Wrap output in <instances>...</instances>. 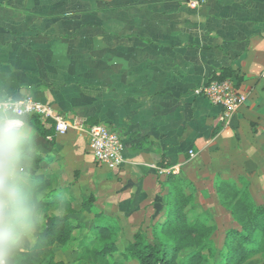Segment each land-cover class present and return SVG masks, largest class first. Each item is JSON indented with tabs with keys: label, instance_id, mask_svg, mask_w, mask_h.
Listing matches in <instances>:
<instances>
[{
	"label": "crops",
	"instance_id": "1",
	"mask_svg": "<svg viewBox=\"0 0 264 264\" xmlns=\"http://www.w3.org/2000/svg\"><path fill=\"white\" fill-rule=\"evenodd\" d=\"M223 72L248 95L227 126L219 107L194 94ZM263 72L264 0H205L195 9L183 0H0V98L31 97L73 125L48 141L20 119L30 176L56 184L51 214L69 210L82 224L69 244H54V260L88 264L80 246L98 225L118 226L123 250L165 218L177 184L212 213L218 177L264 190ZM98 123L123 142L116 169L89 151L86 128Z\"/></svg>",
	"mask_w": 264,
	"mask_h": 264
},
{
	"label": "trees",
	"instance_id": "2",
	"mask_svg": "<svg viewBox=\"0 0 264 264\" xmlns=\"http://www.w3.org/2000/svg\"><path fill=\"white\" fill-rule=\"evenodd\" d=\"M231 73L223 72L214 79H227ZM24 123L36 130L44 138L54 133L53 125L47 129L42 121L33 115L19 117ZM173 175H170V178ZM31 180L35 186L38 199L43 212V217L48 219L45 227L44 236L39 237L36 234V243L27 251H21L18 254L15 264H62L53 258L54 244L67 245L74 238V233L82 228V224L71 218L72 211L62 215L51 214V209L56 205L60 198L55 191L49 188L50 179L34 178ZM215 190L220 198H230L233 203H228L231 215L240 226V230H232L226 236L225 248L220 254L222 259L219 262H208L209 264H242L247 254L255 253L260 249V244L264 239V209L256 206L252 198L245 190H240L232 179H216ZM46 190H49L46 193ZM184 186H175L171 188L165 202L166 212L170 214L171 219L158 223L156 226L166 228L168 226L176 228L179 222L180 235L174 239L180 244L168 247L157 231L154 229L151 236L144 229H139L131 241L125 244L123 250L117 246L118 238L115 234V228L112 225L96 226L93 237L87 243L80 246L78 258L88 264H118L119 261L111 258L114 252H120L119 255L124 260L135 261L137 264H173L172 260L176 251L182 246L193 247L196 243L204 240V235L208 228L200 223L196 218L191 224L185 223V215L178 214L179 206H182L189 199ZM92 197L87 200L85 205L92 201ZM44 221V220H43ZM42 221V225L44 222ZM47 222V221H46ZM44 228V226L42 227ZM177 232V231H176ZM112 240H102V239ZM114 238V239H113ZM200 240V241H199ZM197 241V242H196ZM204 247V246H202ZM171 249V250H169ZM187 264H201L202 259L198 254H187ZM206 263V264H208ZM261 264H264L261 263Z\"/></svg>",
	"mask_w": 264,
	"mask_h": 264
},
{
	"label": "clouds",
	"instance_id": "3",
	"mask_svg": "<svg viewBox=\"0 0 264 264\" xmlns=\"http://www.w3.org/2000/svg\"><path fill=\"white\" fill-rule=\"evenodd\" d=\"M31 150L27 130L12 118H0V264H15L24 242L42 228Z\"/></svg>",
	"mask_w": 264,
	"mask_h": 264
},
{
	"label": "built area",
	"instance_id": "4",
	"mask_svg": "<svg viewBox=\"0 0 264 264\" xmlns=\"http://www.w3.org/2000/svg\"><path fill=\"white\" fill-rule=\"evenodd\" d=\"M162 1V0H157ZM192 9L201 6L205 0H183ZM264 76V72L262 74ZM194 94L204 97L210 104L220 108L219 121L223 125H230L234 115L245 104L247 93L240 91L232 79H211L194 90ZM33 115L42 122H50L54 133L62 135L73 128V125L62 115L54 112L52 107L43 104L31 97L18 99L0 98V118H12L21 124L20 116ZM88 148L94 161L100 165L116 169L123 164V142L120 135L102 123L91 124L86 128ZM46 140H52V135H47ZM190 157L194 156L192 150ZM161 172L162 169H159Z\"/></svg>",
	"mask_w": 264,
	"mask_h": 264
},
{
	"label": "rangeland",
	"instance_id": "5",
	"mask_svg": "<svg viewBox=\"0 0 264 264\" xmlns=\"http://www.w3.org/2000/svg\"><path fill=\"white\" fill-rule=\"evenodd\" d=\"M219 179H223L218 177ZM227 179H232L235 183L236 186L240 190H245L247 194L252 198V200L255 202L256 206H260L264 209V190L260 189V183H257L255 185V189L251 190L249 187V183L244 177H234V178H227ZM50 179V184L49 188H52L56 186L51 183ZM55 180V179H54ZM217 182V181H216ZM262 184V183H261ZM49 190H46V193H48ZM55 191V189H53ZM186 194H188L190 197L188 201H186L185 204L182 206H179L181 209L178 211V214H184L185 215V223L187 225L191 224L193 221L196 220V218L200 219V223L207 227V233L204 235V240L201 243H196L193 247L189 246H182L179 251H176L172 260L173 264H187V254L191 252V254H198L202 259L201 264H206L208 262H219V260L222 259L221 253L222 250L225 248V241H226V236H228L229 232L232 230H240L239 224L236 222V220L233 218L231 215V212L228 207V203H233V200L230 198H220L215 190L214 187V192L217 196V200L213 201L215 205L214 213L210 212L208 209L204 208V205L202 204V201L196 200V196L192 192H188L187 189L185 190ZM68 198V196L66 195ZM70 201H80L77 198H68ZM68 201V200H65ZM203 206V207H202ZM206 207V206H205ZM69 211V210H68ZM172 216H170L169 213L166 212L165 218L161 221L156 220L155 222H151V224L146 228V232L148 233L149 236H151V233L155 229L157 231V234L160 236V238L166 242V246L168 245L169 247L175 246L180 244L177 240L174 239L175 236L180 235L179 231V222L177 223V230L176 228L173 227H166V228H159L156 226L160 222H165L171 219ZM71 218L74 219V215H71ZM87 225L88 221L86 222ZM44 225H42L43 227ZM115 228V234L116 236L119 234L118 231V226L113 225ZM177 231V232H176ZM114 239V238H113ZM102 240H112L110 239H102ZM118 241L121 243V239L119 238ZM200 241V240H199ZM118 242V245H119ZM197 242V241H196ZM74 244L72 243L71 246ZM124 246V243H121V247ZM167 246V247H168ZM204 246V247H202ZM168 247V248H169ZM60 250V248H55V251ZM171 250V249H169ZM74 252V251H72ZM120 252H114L113 255H111V258L119 261L118 264H132L131 261L129 260H124L123 258L120 257L119 255ZM69 261H71L74 257L73 253L68 254ZM65 261L66 259L62 257ZM67 258V257H66ZM264 262V239L262 240L260 244V249L255 251V253H250L247 254L244 259L242 264H261ZM209 264V263H208Z\"/></svg>",
	"mask_w": 264,
	"mask_h": 264
}]
</instances>
